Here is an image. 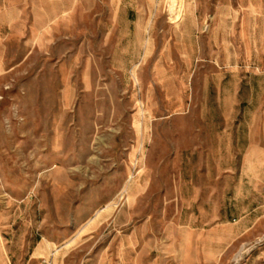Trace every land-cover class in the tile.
<instances>
[{"label":"rangeland","instance_id":"rangeland-1","mask_svg":"<svg viewBox=\"0 0 264 264\" xmlns=\"http://www.w3.org/2000/svg\"><path fill=\"white\" fill-rule=\"evenodd\" d=\"M0 264H264V0H0Z\"/></svg>","mask_w":264,"mask_h":264}]
</instances>
